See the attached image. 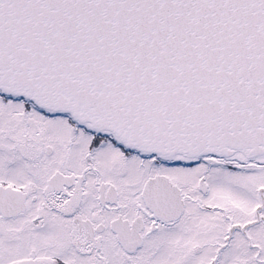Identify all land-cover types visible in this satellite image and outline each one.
Returning <instances> with one entry per match:
<instances>
[{
  "label": "snow or ice",
  "instance_id": "snow-or-ice-1",
  "mask_svg": "<svg viewBox=\"0 0 264 264\" xmlns=\"http://www.w3.org/2000/svg\"><path fill=\"white\" fill-rule=\"evenodd\" d=\"M0 264H264V0H0Z\"/></svg>",
  "mask_w": 264,
  "mask_h": 264
}]
</instances>
